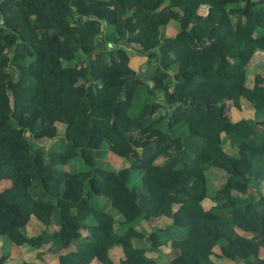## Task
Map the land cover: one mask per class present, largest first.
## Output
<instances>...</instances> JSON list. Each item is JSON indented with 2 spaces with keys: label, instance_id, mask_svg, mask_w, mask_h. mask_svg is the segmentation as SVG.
Segmentation results:
<instances>
[{
  "label": "trees",
  "instance_id": "16d2710c",
  "mask_svg": "<svg viewBox=\"0 0 264 264\" xmlns=\"http://www.w3.org/2000/svg\"><path fill=\"white\" fill-rule=\"evenodd\" d=\"M257 51L264 0H0V264H264Z\"/></svg>",
  "mask_w": 264,
  "mask_h": 264
},
{
  "label": "rangeland",
  "instance_id": "374dc122",
  "mask_svg": "<svg viewBox=\"0 0 264 264\" xmlns=\"http://www.w3.org/2000/svg\"><path fill=\"white\" fill-rule=\"evenodd\" d=\"M207 9L206 5H202L200 8H199V11L200 12H205ZM176 31V27L173 23V21H169L167 24H165L163 26V32L166 34V35H170V34H173L175 33ZM144 59L143 57H135L131 60V65H133L134 69L136 71H140V68H142V71L144 72L145 70V62H144ZM258 69H262V71H264V51H257L253 57H251L250 61L248 62L247 64V71L250 73V72H253V71H256ZM242 102V105L243 107H241L240 109H235L233 108V106H231L232 103H228L227 104V107H226V115L229 119H232V120H235V119H238L239 116H242L243 114L247 115V116H254V111L253 109H251L250 106H247V104H245V101L242 99L241 100ZM244 115V116H245ZM51 141V140H49ZM50 143V142H49ZM116 156H111L109 157V161L108 162L112 167H114V165L119 161V158L116 157ZM107 158V157H106ZM104 163H106V161H103ZM207 176H208V182H209V185L213 186V181L216 179L217 176V172L215 171H209L207 173ZM264 177V175L262 176ZM10 183V180L8 179H2L0 181V189L3 188L4 186L6 185H9ZM211 186V187H212ZM258 188L259 190L264 194V178H261L259 181H258ZM250 189H255V186L254 185H251L250 186ZM242 190L244 191L245 190V187L242 188ZM203 204L205 207H209L212 202L210 201L209 198H204L203 199ZM169 218L168 217H165V216H160L159 219L157 221H150V220H143L138 227H142L145 231L146 230H150V228L152 227V224L153 223H156L159 225V227H163L165 225H167L169 223ZM29 232H37L38 230V223L35 219H29L26 223V227H25ZM243 233L245 234H248V235H252L254 234L253 232H247V231H244L243 230ZM167 248V247H166ZM166 248H163L162 251L165 252L166 251ZM38 249H32L30 246H28L27 244H22V245H12L9 249V254H10V258H13L15 260H18V259H25V258H29V257H33L35 252L37 251ZM217 251V250H216ZM120 250L119 249H113L112 251V256L114 259H117L118 257V254H119ZM146 254L148 256H151V257H156L157 255V251L154 250V249H148L146 251ZM259 255L260 256H264V248L263 247H260V250H259ZM46 263L47 264H57V257L55 255H46ZM213 258L214 260L218 261V263H221V264H238L237 261H232V262H228L226 261V259L224 257L222 258H219L217 257L216 255H213ZM231 260V259H230ZM238 262L240 264L243 263V261L241 259H238ZM91 264H100L98 261L97 262H94V263H91Z\"/></svg>",
  "mask_w": 264,
  "mask_h": 264
},
{
  "label": "crops",
  "instance_id": "0c3cea01",
  "mask_svg": "<svg viewBox=\"0 0 264 264\" xmlns=\"http://www.w3.org/2000/svg\"><path fill=\"white\" fill-rule=\"evenodd\" d=\"M245 104H246V103H245ZM242 107H243V105H242ZM251 109H253V108H251ZM253 111H254V110H253ZM244 115H245V114H243L242 116H244ZM242 116H239V118L242 117ZM245 116H246V117H253V116H247V115H245ZM239 118H238V119H239ZM235 120H236V119H235Z\"/></svg>",
  "mask_w": 264,
  "mask_h": 264
},
{
  "label": "water",
  "instance_id": "95a60500",
  "mask_svg": "<svg viewBox=\"0 0 264 264\" xmlns=\"http://www.w3.org/2000/svg\"><path fill=\"white\" fill-rule=\"evenodd\" d=\"M169 128V126H167Z\"/></svg>",
  "mask_w": 264,
  "mask_h": 264
}]
</instances>
